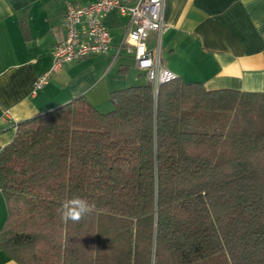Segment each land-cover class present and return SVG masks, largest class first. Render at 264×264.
I'll use <instances>...</instances> for the list:
<instances>
[{"label":"trees","instance_id":"trees-1","mask_svg":"<svg viewBox=\"0 0 264 264\" xmlns=\"http://www.w3.org/2000/svg\"><path fill=\"white\" fill-rule=\"evenodd\" d=\"M78 96L0 147L16 264H264V94L176 78ZM94 204L79 222L60 210Z\"/></svg>","mask_w":264,"mask_h":264},{"label":"crops","instance_id":"crops-1","mask_svg":"<svg viewBox=\"0 0 264 264\" xmlns=\"http://www.w3.org/2000/svg\"><path fill=\"white\" fill-rule=\"evenodd\" d=\"M67 1L87 6L98 0H50L42 5L41 0H0V147L12 141L15 124L75 97L85 96L99 112H109L111 92L147 83L134 54L121 46L128 17L113 11L106 17L123 19L124 24L105 23L104 18L111 45L107 54L64 65L33 94L36 80L52 67L53 47L64 36ZM163 18L162 65L176 78L204 83L208 91L264 94V0H165ZM156 44L157 34L151 32L147 49L154 50ZM6 219L0 193V231ZM0 264L16 263L0 252Z\"/></svg>","mask_w":264,"mask_h":264},{"label":"built area","instance_id":"built-area-1","mask_svg":"<svg viewBox=\"0 0 264 264\" xmlns=\"http://www.w3.org/2000/svg\"><path fill=\"white\" fill-rule=\"evenodd\" d=\"M164 5L165 0H98L87 6L67 4L62 23L64 36L53 47L52 67L36 80L33 94L40 91L64 65L106 55L111 45L103 20L111 12L117 11L121 16L128 17L121 46L134 54L136 68L145 74L156 95L161 84L176 79L163 67L161 60ZM151 32L157 34V44L154 50L149 51L146 41Z\"/></svg>","mask_w":264,"mask_h":264},{"label":"clouds","instance_id":"clouds-1","mask_svg":"<svg viewBox=\"0 0 264 264\" xmlns=\"http://www.w3.org/2000/svg\"><path fill=\"white\" fill-rule=\"evenodd\" d=\"M95 205L90 204L86 199L75 197L68 202L61 210L62 219L79 222L82 218L90 214Z\"/></svg>","mask_w":264,"mask_h":264},{"label":"rangeland","instance_id":"rangeland-1","mask_svg":"<svg viewBox=\"0 0 264 264\" xmlns=\"http://www.w3.org/2000/svg\"><path fill=\"white\" fill-rule=\"evenodd\" d=\"M50 0H41V5L43 4V3H45V2H49ZM53 1H58V3L59 4H61L62 3V1L63 0H53ZM84 1H86V0H84ZM67 4L68 3H70V2H66ZM54 5H56V4H53V5H50V6H48L49 8H48V10L50 11L51 9H53V8H55V6ZM106 19L104 20L105 21V23H109V22H112V21H115V23H116V25H118V26H120L121 27V25H123L124 24V22H123V19H120V18H115V17H113V16H108V17H105ZM123 23V24H122ZM92 58H94V57H92ZM98 58V57H97ZM96 58V59H97ZM133 69H134V65H133V67H132ZM110 111V110H109ZM101 112V111H100ZM101 113H106V112H101Z\"/></svg>","mask_w":264,"mask_h":264}]
</instances>
